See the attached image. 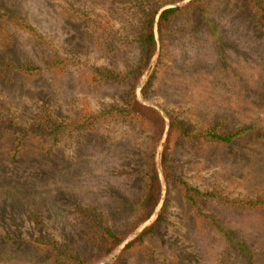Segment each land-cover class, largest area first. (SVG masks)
I'll return each mask as SVG.
<instances>
[{
	"label": "rangeland",
	"instance_id": "rangeland-1",
	"mask_svg": "<svg viewBox=\"0 0 264 264\" xmlns=\"http://www.w3.org/2000/svg\"><path fill=\"white\" fill-rule=\"evenodd\" d=\"M154 3L181 10L136 80ZM134 85L159 139L108 113ZM103 228L126 234L105 255ZM231 241L264 264V0H0V264H250Z\"/></svg>",
	"mask_w": 264,
	"mask_h": 264
},
{
	"label": "trees",
	"instance_id": "trees-1",
	"mask_svg": "<svg viewBox=\"0 0 264 264\" xmlns=\"http://www.w3.org/2000/svg\"><path fill=\"white\" fill-rule=\"evenodd\" d=\"M181 7H171L161 11L158 20L156 21L157 15L160 11V6L155 3L150 4L148 10L145 12L144 22L140 32V45H141V58L138 67L134 70L135 79L138 80L143 72L150 65L152 58L155 55L157 49V38L155 33V27L158 25L160 33H162L166 26L169 25L170 21L175 17ZM120 114L124 119H136L146 126L154 127L157 130V138L159 139L164 133L166 127L165 118L152 106L142 103L136 94V86L134 85L128 92L125 104L123 107L115 108L109 110L108 113ZM61 127V125H58ZM176 130H182V123L174 118L170 120L169 137L164 146V151L162 154V160L164 168L167 170L168 164V144L169 139ZM211 137L222 140L230 141L233 136H225L217 133H211ZM148 186L146 192L142 198L139 205V218L138 223H134L133 227L138 228L144 221L148 220L160 201V196L162 193V183L158 173V169L155 162V154L152 153L149 170L147 172ZM190 189V188H187ZM160 219V216L157 220ZM156 220V221H157ZM155 222L146 226L140 235L130 241L126 246L125 250L132 248L137 242H142L147 235L154 230ZM104 240L102 243V253L103 255L112 252L117 246L121 245L126 237V234H121L115 230L103 228ZM230 237V236H229ZM238 249L245 255L250 262V264H258L256 262V255L253 251L249 250L242 242L239 246L233 241H231Z\"/></svg>",
	"mask_w": 264,
	"mask_h": 264
}]
</instances>
